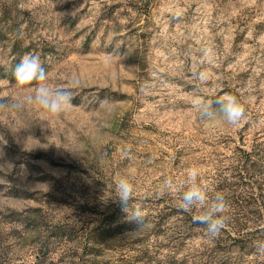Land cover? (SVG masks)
Wrapping results in <instances>:
<instances>
[{
    "label": "rangeland",
    "instance_id": "374dc122",
    "mask_svg": "<svg viewBox=\"0 0 264 264\" xmlns=\"http://www.w3.org/2000/svg\"><path fill=\"white\" fill-rule=\"evenodd\" d=\"M25 54L50 86L78 81L61 115L10 106L30 94L13 75ZM197 92L237 95L245 117L203 121ZM0 105V264H202L204 226L158 192L192 166L229 216L248 199V229L221 231L229 255L264 224V0H0ZM125 174L140 233L116 199Z\"/></svg>",
    "mask_w": 264,
    "mask_h": 264
},
{
    "label": "clouds",
    "instance_id": "9594fccd",
    "mask_svg": "<svg viewBox=\"0 0 264 264\" xmlns=\"http://www.w3.org/2000/svg\"><path fill=\"white\" fill-rule=\"evenodd\" d=\"M13 75L17 87L28 88L30 92L12 103L10 106L13 109L36 107L51 116H59L72 106L71 89L78 86V81H70L69 86L65 88L50 86L47 83L48 71L39 55L25 54L16 65ZM195 76L202 82L207 79V74L203 71L196 73ZM192 103L199 117L209 123L224 122L236 125L246 113L244 101L228 92L213 99L197 92L193 95ZM200 175L198 167H189L185 170L182 180L166 177L158 187V192L160 194L178 192L180 209L189 213L195 210L193 222L203 225L205 235L209 239H215L228 223L230 207L225 193L210 190L208 185L201 181ZM115 192L126 220L137 226L135 233L148 230L151 225L146 219L147 213L140 202H134L135 185L129 175L118 176L115 181ZM253 246L257 255L264 256V239L254 241Z\"/></svg>",
    "mask_w": 264,
    "mask_h": 264
},
{
    "label": "trees",
    "instance_id": "16d2710c",
    "mask_svg": "<svg viewBox=\"0 0 264 264\" xmlns=\"http://www.w3.org/2000/svg\"><path fill=\"white\" fill-rule=\"evenodd\" d=\"M245 163H246L245 161H242L241 170L245 169L246 171H248L250 173L249 167H247V165ZM254 165H257V163H255V161L252 162L251 166H254ZM240 180H241V178H240ZM255 182H257V181H255ZM235 184L236 183H234V184L227 183V187L229 189H231V187ZM258 187H261V185H259ZM241 196H243V195H241ZM238 202H242V203H238L237 205L232 204V206H235L234 207L235 211H234V214L229 216L230 220L228 222H230V224L233 227H235L237 231L241 232L242 230L248 229L247 223L251 219L244 212V210L245 211L248 210L247 209V207H248L247 204H249L248 199L241 198L240 200H238ZM245 203H247V204L245 205ZM180 212L185 213L187 215H192V214L195 215L196 214L195 210H193V212H190V213L184 212V211H180ZM235 214H239V216H237ZM240 215H241V217H240ZM191 217H193V216H191ZM174 227L177 228L178 225L176 224V225H174ZM244 234L245 235L243 236V239H242L244 244L242 246H240V249L242 251L241 257L235 258V257L228 254L229 250H226L227 245H225V244H227V242H225L226 239H224L220 233L219 236L216 237L215 239H210L211 242L214 244V246H207V249L205 251L212 252V253H209V254L207 253L206 258H204V260H202V262H203L202 264H264V256L257 255L255 253V249L253 246L254 241L259 240V239H264V224L261 227H259L258 229H255V231H248ZM220 252H222L223 255H221L219 257L218 255L221 254Z\"/></svg>",
    "mask_w": 264,
    "mask_h": 264
}]
</instances>
